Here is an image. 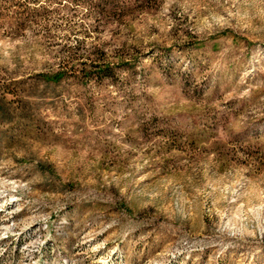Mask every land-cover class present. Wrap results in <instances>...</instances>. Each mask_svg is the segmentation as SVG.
Here are the masks:
<instances>
[{
	"label": "rangeland",
	"instance_id": "obj_1",
	"mask_svg": "<svg viewBox=\"0 0 264 264\" xmlns=\"http://www.w3.org/2000/svg\"><path fill=\"white\" fill-rule=\"evenodd\" d=\"M17 1L0 264H264V0Z\"/></svg>",
	"mask_w": 264,
	"mask_h": 264
},
{
	"label": "trees",
	"instance_id": "obj_2",
	"mask_svg": "<svg viewBox=\"0 0 264 264\" xmlns=\"http://www.w3.org/2000/svg\"><path fill=\"white\" fill-rule=\"evenodd\" d=\"M14 5L17 7V9H15V11H13V14L16 15L18 19L24 18L25 8L26 7L22 3V1L19 0V1H17V3H14ZM103 11H105V10L103 9ZM74 59H75V53L70 52L69 54L66 55L65 62L67 64H69ZM96 66H98V65H96ZM108 68L109 67L107 65L106 66H102V70H100V71L97 70L96 72L97 73L105 74V72H107ZM58 75H59V73H55V74L51 75L50 77L47 76L46 78H47V80L57 79L58 78Z\"/></svg>",
	"mask_w": 264,
	"mask_h": 264
}]
</instances>
